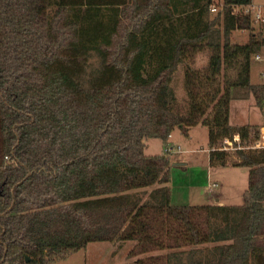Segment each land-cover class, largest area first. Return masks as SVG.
Segmentation results:
<instances>
[{
	"label": "trees",
	"instance_id": "trees-1",
	"mask_svg": "<svg viewBox=\"0 0 264 264\" xmlns=\"http://www.w3.org/2000/svg\"><path fill=\"white\" fill-rule=\"evenodd\" d=\"M213 1L0 0V264H53L96 241H133L125 264H264V150L219 147L260 135L230 115L252 95L264 117V36L230 13L253 0L215 14ZM204 49L181 106L174 74ZM199 124L211 163L249 167L242 204H172L171 134ZM151 138L165 153H146Z\"/></svg>",
	"mask_w": 264,
	"mask_h": 264
},
{
	"label": "rangeland",
	"instance_id": "rangeland-1",
	"mask_svg": "<svg viewBox=\"0 0 264 264\" xmlns=\"http://www.w3.org/2000/svg\"><path fill=\"white\" fill-rule=\"evenodd\" d=\"M254 1L257 4H264V0ZM249 35L248 30H237L234 32L232 40L245 43L249 39ZM209 55L210 51L204 49L189 58L186 62L187 66L180 65L175 72L173 85L181 106L186 104L187 99L184 86V74L187 67L205 68L209 63ZM263 66L264 64L253 61L252 81L254 83H264L259 75V70ZM229 74L233 75L234 71L230 70ZM230 120L233 124L249 123L255 127L264 125L263 113L255 105L252 95L246 99L232 101ZM208 142V128L202 124L192 127L188 134H185L180 127L173 130L168 145L174 148V151L168 154L171 159L169 185L173 205L213 204L217 202L216 199L219 196L221 200H225V204H242L244 202V195L249 183V167L211 163L208 158V149H210ZM163 148L161 139L152 138L149 140L146 152L149 154L161 153ZM227 151L232 152L235 159L238 158L236 149ZM133 246V241L90 242L86 248L73 253L68 259L53 264H125L132 260L128 254ZM165 251L169 250H164L162 253Z\"/></svg>",
	"mask_w": 264,
	"mask_h": 264
},
{
	"label": "built area",
	"instance_id": "built-area-1",
	"mask_svg": "<svg viewBox=\"0 0 264 264\" xmlns=\"http://www.w3.org/2000/svg\"><path fill=\"white\" fill-rule=\"evenodd\" d=\"M224 1L223 0H214L210 4L211 13H218L223 9ZM232 15H245L251 18L252 22L256 27V31H261L262 36H264V5L257 4L255 2H250L248 4H235L232 5L230 9ZM245 30V29H242ZM253 61L260 62L264 64V45L260 51L256 52L253 55ZM259 75L262 80H264V66L260 68ZM252 143V144H251ZM219 147L223 150H233V149H255L262 150L264 149V125L260 128V135L258 138L250 142V144L245 146L242 143L240 134H235L233 138L225 137L219 140ZM174 151L173 147H167V152Z\"/></svg>",
	"mask_w": 264,
	"mask_h": 264
},
{
	"label": "crops",
	"instance_id": "crops-1",
	"mask_svg": "<svg viewBox=\"0 0 264 264\" xmlns=\"http://www.w3.org/2000/svg\"><path fill=\"white\" fill-rule=\"evenodd\" d=\"M253 2H255L254 0H253ZM263 3H264V1H263ZM262 5H264V4H262ZM152 139V138H151ZM150 140V139H149ZM149 140H148V146H147V148H146V151L148 150V147H149ZM208 152H209V149H208ZM147 153V152H146ZM162 153H165V148H163V151L161 152V153H156V154H162ZM147 154H149V153H147ZM153 155V154H152ZM208 158H209V155H208ZM209 160H210V158H209ZM218 180V179H217ZM219 181V180H218ZM215 183H217V182H215ZM217 200V202L216 203H219V204H225L226 202H225V200H221V198H220V196L216 199Z\"/></svg>",
	"mask_w": 264,
	"mask_h": 264
}]
</instances>
